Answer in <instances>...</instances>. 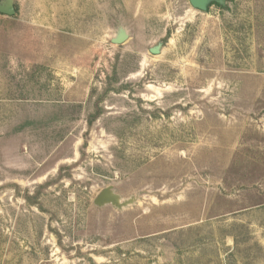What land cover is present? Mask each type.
Listing matches in <instances>:
<instances>
[{"label": "rangeland", "instance_id": "obj_1", "mask_svg": "<svg viewBox=\"0 0 264 264\" xmlns=\"http://www.w3.org/2000/svg\"><path fill=\"white\" fill-rule=\"evenodd\" d=\"M16 8L0 13V264H264V0ZM109 184L137 202L97 207Z\"/></svg>", "mask_w": 264, "mask_h": 264}, {"label": "water", "instance_id": "obj_2", "mask_svg": "<svg viewBox=\"0 0 264 264\" xmlns=\"http://www.w3.org/2000/svg\"><path fill=\"white\" fill-rule=\"evenodd\" d=\"M194 8L204 10L206 8V0H190ZM0 13L7 16H14L16 14V0H0ZM129 32L127 28L123 25H119L116 32L112 38V43L120 45L125 43L129 39ZM164 47V41L158 42L156 45L149 49V52L154 55H159ZM136 196H131L128 199H123V197L116 192L115 186L109 184L104 189H102L94 199V204L97 207H104L107 205H112L113 207L122 210L129 206H132L137 202Z\"/></svg>", "mask_w": 264, "mask_h": 264}, {"label": "flooded vegetation", "instance_id": "obj_3", "mask_svg": "<svg viewBox=\"0 0 264 264\" xmlns=\"http://www.w3.org/2000/svg\"><path fill=\"white\" fill-rule=\"evenodd\" d=\"M17 9V8H16ZM17 11V10H16Z\"/></svg>", "mask_w": 264, "mask_h": 264}]
</instances>
